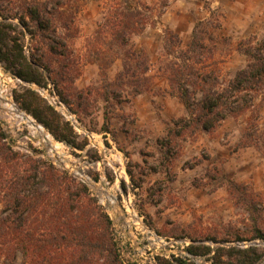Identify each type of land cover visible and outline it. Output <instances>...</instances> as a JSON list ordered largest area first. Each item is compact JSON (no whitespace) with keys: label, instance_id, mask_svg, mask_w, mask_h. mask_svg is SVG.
I'll return each instance as SVG.
<instances>
[{"label":"rangeland","instance_id":"374dc122","mask_svg":"<svg viewBox=\"0 0 264 264\" xmlns=\"http://www.w3.org/2000/svg\"><path fill=\"white\" fill-rule=\"evenodd\" d=\"M19 1L0 0L2 11L13 12ZM140 1L150 6L148 23L142 32L130 37L128 48L146 55L150 88L141 94L129 95L127 92L136 80L129 78L120 87L123 95L128 96L119 102L110 99L109 103L102 98L106 81L98 64L104 66L106 61L113 59L106 68V80L113 81L122 69L123 51L114 48L102 61L101 56L88 47V42L95 40L97 24L106 11V0L60 2L64 8L75 12L74 26L60 31L70 50L66 63L74 75L71 90L82 91L88 111L82 112L79 107L80 111L74 112L75 106L64 105L74 114L73 124L79 139L87 137L84 150H74L56 141L40 123L18 107L12 99V90L24 83L4 70L2 64L0 124L13 148L48 159L59 170L66 169L76 181L87 184L92 196L112 219V235L124 263L159 264L156 258L162 256L209 264L205 257L189 255L185 247L190 241L179 235L202 236L223 227H242L246 213L229 196L226 178L248 185L264 204V88L259 90L249 108L228 115L213 131L186 130L179 140L177 157L168 168L164 167L156 141L166 134L173 120L187 116L166 78L168 66L176 60L177 54L169 55L164 50V34L166 31L177 34L180 40L174 43L175 49L185 50L195 24L202 21L199 30L207 46L201 65L217 73L219 84H223L246 65L249 59L246 50L259 42L264 43V0ZM32 48L29 38H25V53L29 54ZM48 85L56 90L54 84ZM10 103L41 125L52 141L60 143L56 152L34 134L24 120L8 111ZM104 117L108 119V130L102 129ZM216 166L224 170L225 176L218 175L213 180L211 175L218 173ZM104 191L116 196L114 207L102 198ZM124 194L129 196L136 214L143 216L144 222L160 239L147 240L131 220L125 223L128 215L122 201ZM118 204L122 207L120 214ZM201 242L213 248L226 244L210 240ZM240 244L264 248V240ZM0 264H20V257L12 263L0 260ZM258 264H264V258Z\"/></svg>","mask_w":264,"mask_h":264},{"label":"trees","instance_id":"16d2710c","mask_svg":"<svg viewBox=\"0 0 264 264\" xmlns=\"http://www.w3.org/2000/svg\"><path fill=\"white\" fill-rule=\"evenodd\" d=\"M61 1L20 0L18 7L8 13L2 11L0 3V64L24 83L12 90L18 107L56 141L82 151L88 144L87 137L79 139L73 125L33 87L45 88L52 83L59 99L68 107L75 106L72 111H88L82 91L71 90L74 75L66 63L70 50L60 29L74 26L75 12L64 8ZM149 10L150 6L140 0H106L95 40L88 42L102 61L114 48L123 51L122 69L113 81L106 80V68L113 59L104 66L98 64L106 81L102 93L106 103L110 99L119 102L128 94H141L150 88L146 55L128 48L130 37L145 29ZM201 25L202 21L195 24L185 50L176 51L174 43L180 40L177 34H164V50L169 55L177 54L168 66L166 78L187 112V116L173 120L166 134L156 141L160 162L166 168L177 157L179 140L186 130L213 131L228 115L249 108L264 88V43L248 48L246 65L219 84V75L201 65L207 46L200 35ZM25 38L33 46L29 54L25 53ZM129 78H136L135 83L123 95L120 87ZM104 121L102 129L108 130L107 117ZM214 168L218 173L211 175L213 180L218 175L225 176L222 168ZM225 182L234 204L246 213L242 227H223L202 236L184 233L179 237L190 241L185 247L189 255L205 257L209 264H258L264 258V248L240 243L264 240V204L248 185L230 178ZM0 204V260L4 263H12L19 256L20 264H127L112 235V219L87 184L76 181L66 169L59 170L48 159L13 148L1 124ZM203 240L226 244L213 248ZM234 242L238 244H227ZM156 260L159 264H194L178 257L158 256Z\"/></svg>","mask_w":264,"mask_h":264},{"label":"bare ground","instance_id":"6f19581e","mask_svg":"<svg viewBox=\"0 0 264 264\" xmlns=\"http://www.w3.org/2000/svg\"><path fill=\"white\" fill-rule=\"evenodd\" d=\"M2 98V97H1ZM5 98V97H4ZM3 98V99H4ZM5 104V103H4ZM7 104V101H6ZM9 104V103H8ZM11 104V103H10ZM2 107V106H1ZM6 107V106H4ZM8 111L14 116L17 117L19 119L24 120L28 126L31 128L32 132L34 134L39 135L42 138V141L50 146L51 148L54 149V151L59 148V144L58 142H54L52 141L53 139L51 138V136L49 135V133L45 132V130L43 129V127L39 124H37L32 117H30L29 115L25 114L24 112H22L16 105L11 104L8 107ZM9 117V116H8ZM45 145V146H46ZM52 149V150H53ZM56 152V151H55ZM115 185V184H114ZM98 188V187H97ZM105 195L104 197H102L106 203H108L109 205H111L112 207H114L117 204V198L116 196H114L111 192L109 191H104ZM100 194V193H99ZM125 195V194H124ZM102 199V200H103ZM103 200V201H104ZM123 205H124V210L127 213V218H125V223L127 224L128 222H130V220L132 221V223L134 224H141L140 223V218L137 216V214L135 213V211L132 209V205H131V201L128 195H125L123 197ZM134 206V205H133ZM124 222V221H123Z\"/></svg>","mask_w":264,"mask_h":264},{"label":"built area","instance_id":"2783aa9c","mask_svg":"<svg viewBox=\"0 0 264 264\" xmlns=\"http://www.w3.org/2000/svg\"><path fill=\"white\" fill-rule=\"evenodd\" d=\"M35 89L47 100V102L50 105H52L53 107H55V109H57L62 114V116L64 117V119L68 120L73 125V127H75V124H73L75 122L74 114H72L69 111V109L64 105V103L59 99L58 95L50 87V85H47V87H45V88H37V87H35ZM87 179H89V178L87 177ZM132 209H133V207H132ZM138 217L140 218V223L141 224L140 225L139 224H136L135 225V229L139 230V232H141L142 234H145L147 240L154 239V238L160 239L159 236L156 235V233L154 232V230H152L144 222L143 216L140 215ZM153 261L155 262L154 259H153ZM155 264H156V262H155Z\"/></svg>","mask_w":264,"mask_h":264},{"label":"water","instance_id":"95a60500","mask_svg":"<svg viewBox=\"0 0 264 264\" xmlns=\"http://www.w3.org/2000/svg\"><path fill=\"white\" fill-rule=\"evenodd\" d=\"M118 207H119L118 212H119V214H120V213H121V210H122V207H121L120 204H118Z\"/></svg>","mask_w":264,"mask_h":264}]
</instances>
